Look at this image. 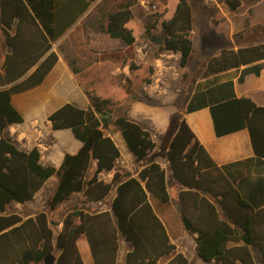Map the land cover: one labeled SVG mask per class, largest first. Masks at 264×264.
I'll return each instance as SVG.
<instances>
[{
	"label": "trees",
	"instance_id": "obj_1",
	"mask_svg": "<svg viewBox=\"0 0 264 264\" xmlns=\"http://www.w3.org/2000/svg\"><path fill=\"white\" fill-rule=\"evenodd\" d=\"M96 1L0 0L2 35L12 49L0 61V131L24 121L12 104V96L44 82L59 60L53 45ZM198 1L201 0H164L166 8L159 31L156 24L141 22L135 16L133 2L126 0H121L113 10L105 9L97 25L128 48L151 42L180 54L181 66L187 67L193 53L194 4ZM223 1L232 11L242 6L241 0ZM263 39L264 31L259 27L250 29L245 37L236 36L237 44L258 42L223 49L206 61L201 75H215L263 61ZM128 62L131 74L148 80L149 65L131 59ZM73 64L75 79L87 94L90 106L82 109L67 103L49 120L54 130H72L82 143L79 151L66 153L57 169L42 163L38 148L27 151L8 138H0V264H44L45 257L55 255L57 250L60 254L55 255V264H84L77 246L83 235L90 244L94 264H116L120 235L132 244L126 264H189L188 258L177 252L159 216V212H164L159 206L168 209L172 200L166 169L151 161L137 177L115 171L121 152L110 136L111 126L120 132L137 163L148 161L156 148L149 130L127 116L115 117V102L99 93L100 79L115 67L92 65L81 70ZM263 67L264 64L258 65L257 75ZM245 76L246 73L239 80L243 82ZM211 113L218 136L247 128L256 156L264 158V107L249 98L234 97L212 106ZM165 156L172 178L184 187L179 194L180 218L184 228L197 235L199 257L214 264H256L253 247L261 252L264 261V232L257 230L264 225V207L243 198L218 172L184 118H180L169 138ZM93 161L97 162V168L87 180ZM113 171L110 183L100 179L101 173ZM55 175L58 185L48 203L50 210L76 192H84L88 202H102L115 190L111 211H71L57 236L45 212L28 219L9 212L12 202L32 200ZM219 209L225 219L220 217ZM76 220L80 222L77 224Z\"/></svg>",
	"mask_w": 264,
	"mask_h": 264
},
{
	"label": "crops",
	"instance_id": "obj_2",
	"mask_svg": "<svg viewBox=\"0 0 264 264\" xmlns=\"http://www.w3.org/2000/svg\"><path fill=\"white\" fill-rule=\"evenodd\" d=\"M94 3L66 34L53 45V50L58 54L59 60L44 82L31 90L12 96V104L22 115L24 121L19 124L8 125L3 131H0V138L5 137L10 139L21 149L30 151L35 147L38 148L42 154V163L44 165L51 164L57 169L60 168L66 153L76 154L82 146V143L76 139L71 129L54 130L49 117L67 103H72L82 109H87L90 106V100L76 81V75L72 69V62L75 63L73 65L76 67L77 55L68 50L67 47L72 42V34H77L76 39L78 40L86 37L87 30L84 27L83 20L93 13ZM99 18H96L90 25V30L96 35L103 32L97 25ZM107 37L109 38V35ZM0 39V61H3L5 55L11 53L12 49L6 44L5 38L2 35L1 23ZM2 48L5 51L1 54ZM262 64H264V60L215 75H200L194 81L191 88L192 90L186 100L182 118L186 120L190 129L215 164V167L219 169L218 172L230 181L243 198L253 205H262L261 207L263 208L264 158L256 156L252 147L249 130L243 128L218 136L211 113L212 106H216L234 97L249 98L257 106L264 107V67L261 69L259 75L256 74L258 65ZM244 73H246V76L244 81L241 82L239 79ZM71 90L74 92L69 94ZM110 136L121 152V157L117 161L115 171L131 173L137 177L138 173L148 163L144 164V162H140L135 169H132L129 164L130 161H127L128 163L125 161L122 167H118L121 159L130 158L133 160V164L136 161L128 150L126 142L122 141V135H117V138H114L111 134ZM124 145L125 148L122 149ZM96 168L97 162L93 161L87 172V180L94 176ZM115 171L101 173L100 179L110 183ZM176 184L178 185L177 206L173 205L174 209L171 211L164 209V206L160 205L159 209H163L164 212L163 214L159 212V216L164 221L170 234L171 242L176 246L177 252L184 254L188 258L189 264H191L193 260L187 254L193 251L197 252V235L191 234L183 226L180 218L181 205L179 203V194L184 190V187L177 182ZM57 185L58 177L55 175L45 183L32 200L25 203L12 202L8 208L9 212L16 213L24 219L34 218L39 212H45L48 215L49 221L52 222L54 234L57 236L62 232L64 219L69 212L76 209L85 210L90 213L111 211V203L116 196V191L113 190L110 196L102 202H88L84 192H76L67 200L60 203L54 210H50L49 206H46V204L43 206L37 200V197L44 191L49 203ZM209 199L215 202L214 199ZM171 203H173V200H171ZM153 204L156 206V201ZM11 207L14 210H11ZM57 209L63 213L59 219H56L54 216V212ZM219 213L220 217L225 219V214L221 209H219ZM79 222L80 220H76L77 224ZM55 224L57 225L56 228H54ZM257 230L258 232H264V225L261 228H257ZM77 246L84 264H94L90 244L85 235L78 239ZM131 250L132 244L120 235L116 264H126L127 254ZM57 251L59 255L60 250ZM252 251L256 264H264L261 252L253 247ZM198 260L197 263L214 264V262H205L200 257H198Z\"/></svg>",
	"mask_w": 264,
	"mask_h": 264
},
{
	"label": "rangeland",
	"instance_id": "obj_3",
	"mask_svg": "<svg viewBox=\"0 0 264 264\" xmlns=\"http://www.w3.org/2000/svg\"><path fill=\"white\" fill-rule=\"evenodd\" d=\"M105 1L106 3L103 4V0H97L94 3L93 13L83 20L87 30L86 37L78 40L75 34V39L67 49L77 55L76 67L81 70L92 65L110 64L115 67L107 77L100 79L102 85L97 89L103 97L115 102V117L127 116L151 132L156 148L144 164L156 161L168 171V187L173 200L168 210L173 211V205L177 206L178 203V185L171 176L165 156L168 140L182 118L191 88L194 81L201 75L206 61L218 55L223 49H238L240 46L258 42L253 40V42L237 44L235 38L236 36L245 37L253 27H259L264 31V0H241L242 6L236 11H232L223 0L196 2L192 33L194 46L192 58L187 67L181 66L179 54L165 51L157 44L137 43L128 48L121 40H113L110 36L108 38L105 32L96 35L91 31V23L101 17L105 9L117 8L121 0ZM126 1L133 2L135 16L141 22L156 24L157 30H160L166 8L164 0H150L149 6L144 5L141 0ZM2 49L1 54L5 51L4 48ZM130 59L137 64L149 65L151 74L148 80L131 74L128 67ZM73 92L71 90L69 94ZM109 133L114 138L121 135L115 126L110 127ZM121 139L124 141L122 136ZM125 161L126 163L130 161L132 169L139 165L137 162L133 164L130 158H124L120 160L118 167H122ZM37 200L43 206L45 204L48 206L44 191ZM10 209L14 210L12 207ZM62 214L58 209L54 212L56 219H59ZM56 226L55 224L54 228ZM55 255L58 256V251H55ZM187 256L193 260L191 264H201L197 263L198 252L193 251Z\"/></svg>",
	"mask_w": 264,
	"mask_h": 264
},
{
	"label": "water",
	"instance_id": "obj_4",
	"mask_svg": "<svg viewBox=\"0 0 264 264\" xmlns=\"http://www.w3.org/2000/svg\"><path fill=\"white\" fill-rule=\"evenodd\" d=\"M57 257L54 254H49L44 259V264H55Z\"/></svg>",
	"mask_w": 264,
	"mask_h": 264
},
{
	"label": "built area",
	"instance_id": "obj_5",
	"mask_svg": "<svg viewBox=\"0 0 264 264\" xmlns=\"http://www.w3.org/2000/svg\"><path fill=\"white\" fill-rule=\"evenodd\" d=\"M143 2L144 5H150V0H141Z\"/></svg>",
	"mask_w": 264,
	"mask_h": 264
}]
</instances>
